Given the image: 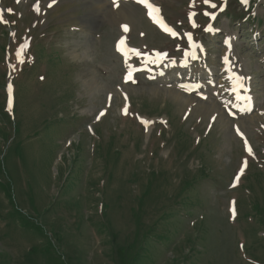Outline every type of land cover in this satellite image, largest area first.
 <instances>
[{
	"label": "rangeland",
	"instance_id": "rangeland-1",
	"mask_svg": "<svg viewBox=\"0 0 264 264\" xmlns=\"http://www.w3.org/2000/svg\"><path fill=\"white\" fill-rule=\"evenodd\" d=\"M158 1L217 32L173 36L132 1L0 0V264H264V0L252 23L248 2L213 20V0Z\"/></svg>",
	"mask_w": 264,
	"mask_h": 264
},
{
	"label": "snow or ice",
	"instance_id": "snow-or-ice-1",
	"mask_svg": "<svg viewBox=\"0 0 264 264\" xmlns=\"http://www.w3.org/2000/svg\"><path fill=\"white\" fill-rule=\"evenodd\" d=\"M115 2H116V0H114V3ZM137 2L141 3V4H144V6L146 8H148V15H149L150 18H152L154 23H157L161 28L164 29V31L168 32L169 34H171L173 36L176 35V32L171 27H169L167 24L164 23L163 18L159 15L160 9L158 7H155L152 3L149 2V0H137ZM205 2L208 3L209 0H205ZM241 2L244 3V4H247L248 0H241ZM225 3H226V0H225ZM211 7L215 8L216 5L215 4H211ZM38 10L39 9L37 8V11ZM193 15H194V13H193ZM211 18L214 20L215 16H212ZM193 26L195 27L196 25L193 24ZM124 30L128 31V27L126 25L124 26ZM206 30L210 31V32L215 31L211 27L207 28ZM188 39L191 42V40H192L191 34H188ZM199 47H202V46H199ZM126 48H127V45H126L125 41L121 40L120 41V45H119V50L121 52H125ZM131 51L136 52L137 50L132 49ZM137 55H139V52H137ZM157 55H161V54L158 53ZM163 55L166 57L167 54L164 53ZM21 62H23V61L21 60ZM225 62L228 63L227 60ZM233 78L237 81V84H238V86L240 88L244 87L243 81L246 78L240 77V76H234ZM127 80H131L133 83H135V80L132 78V74L131 73L128 74V76L126 78V82H127ZM125 99H127V98L125 97ZM245 99L250 101L251 97H246ZM123 111H124L125 114H127V108L123 109ZM101 115H103V113H101ZM144 123H145V126H147L148 122L144 121ZM237 131H239V130L237 129ZM241 135H243V134L241 133ZM246 143H247V141H246ZM248 152H249V154H252V149H251L250 146L248 147ZM245 165H246V162H245ZM238 179H239V177H237V180Z\"/></svg>",
	"mask_w": 264,
	"mask_h": 264
},
{
	"label": "bare ground",
	"instance_id": "bare-ground-1",
	"mask_svg": "<svg viewBox=\"0 0 264 264\" xmlns=\"http://www.w3.org/2000/svg\"><path fill=\"white\" fill-rule=\"evenodd\" d=\"M94 6V5H93ZM98 11H99V8L97 9ZM235 84V83H234ZM238 84H237V82H236V84L234 85V92L235 91H237L238 90ZM238 100L240 101V102H242L243 101V97H242V95H239L238 97ZM245 99V98H244Z\"/></svg>",
	"mask_w": 264,
	"mask_h": 264
},
{
	"label": "trees",
	"instance_id": "trees-1",
	"mask_svg": "<svg viewBox=\"0 0 264 264\" xmlns=\"http://www.w3.org/2000/svg\"><path fill=\"white\" fill-rule=\"evenodd\" d=\"M52 60H59L60 62H63L62 59H60V58L59 59H52Z\"/></svg>",
	"mask_w": 264,
	"mask_h": 264
}]
</instances>
